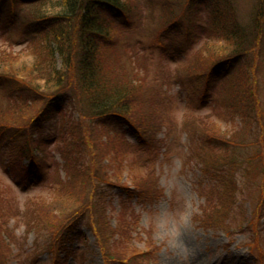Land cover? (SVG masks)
Returning <instances> with one entry per match:
<instances>
[{
    "label": "rangeland",
    "instance_id": "rangeland-1",
    "mask_svg": "<svg viewBox=\"0 0 264 264\" xmlns=\"http://www.w3.org/2000/svg\"><path fill=\"white\" fill-rule=\"evenodd\" d=\"M125 2L130 33L108 26L96 60L108 88L129 84L130 121L92 113L73 61L74 97L0 86V264H264V37L222 77L236 55L207 30L216 0ZM260 2L221 0L216 14L252 39ZM11 3L0 0V74L30 89L48 59L11 27ZM225 153L241 159L231 182L215 163Z\"/></svg>",
    "mask_w": 264,
    "mask_h": 264
},
{
    "label": "trees",
    "instance_id": "trees-1",
    "mask_svg": "<svg viewBox=\"0 0 264 264\" xmlns=\"http://www.w3.org/2000/svg\"><path fill=\"white\" fill-rule=\"evenodd\" d=\"M225 1V0H224ZM257 10L256 20H261V26L258 23L254 25V32L251 37L241 33L238 28L226 27V24L219 21L220 15L216 14L221 0H216V5H213L211 11L212 27L209 25L208 32L213 31L215 38H222L224 44L220 48L225 47L229 49L231 54L236 55L235 61L231 63L230 71L225 67L222 77H227L236 69L240 64L239 60L243 55L244 46L252 47V41L257 40L258 37L263 39V25L264 23V0H261ZM12 25L11 27L18 26L22 28L23 39L30 48L34 51L39 49L47 56L46 63L37 61L34 66L30 68V81L29 88L25 86L16 87L17 80L15 76L8 77L3 73L0 74V86H12L16 93H24L32 102H37L39 99H46L45 103L49 104L51 100L74 97L73 90L66 88L68 75L66 74V67L70 61H73L75 68L76 82L80 91L87 95L88 107L94 115H110L121 118H126L130 121V117L126 116L128 109V85L113 86L108 88L99 76L98 62L96 57L102 43L105 40L110 41L108 38L110 32L107 27L117 29L121 27L126 32L130 33V25L127 17L130 13L129 8L126 6L125 0H12L10 5ZM216 14V15H215ZM106 15L108 16L106 18ZM123 18V20H122ZM108 19V20H107ZM8 27V30L11 29ZM248 39V44L247 43ZM258 38L259 41H262ZM163 50V49H161ZM253 52V50H250ZM60 62V66H57ZM215 62H218L215 61ZM220 71V70H219ZM195 75V73H193ZM197 77V75H195ZM190 77L193 83L198 78ZM180 81V79H178ZM12 95V92H10ZM15 93V94H16ZM26 96V97H27ZM251 98H245L243 106L236 114H242L245 121L253 116V108L256 107L254 102H248ZM46 104L41 106L37 111L42 114L46 109ZM244 109L247 112L243 111ZM30 120H35L33 116L29 118L22 125L25 129L29 128ZM9 125L0 124V131H6ZM16 127V126H15ZM16 127V128H18ZM12 128V129H16ZM11 129V128H9ZM29 130V129H28ZM243 141V139H241ZM234 142V141H233ZM236 148L238 145L241 147L243 143L240 140L234 142ZM238 146V147H239ZM238 155L234 153L224 154L223 160L216 164H226L224 171L221 174L228 175L229 182L232 181L231 177L236 172L239 173L237 164L240 162ZM240 165V164H239ZM238 165V167H239ZM242 165V164H241ZM244 167V166H243ZM28 223H24V226ZM1 231V230H0ZM26 231H30V227H26ZM34 231V230H33ZM51 248V247H50ZM108 255V253H106ZM108 259L118 260L111 255L107 256Z\"/></svg>",
    "mask_w": 264,
    "mask_h": 264
}]
</instances>
